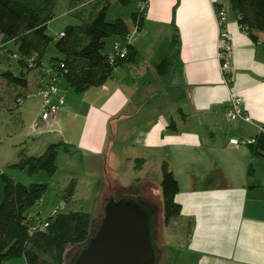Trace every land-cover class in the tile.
<instances>
[{"label": "crops", "instance_id": "crops-1", "mask_svg": "<svg viewBox=\"0 0 264 264\" xmlns=\"http://www.w3.org/2000/svg\"><path fill=\"white\" fill-rule=\"evenodd\" d=\"M176 1L147 0L142 26L132 40L139 61L120 66L127 75H120L118 67L102 86L84 92L87 127L79 148L92 150L86 156L89 163L102 162L105 173L118 159L127 174H134L109 182L120 197L133 186L156 184V179L143 177V171L167 165L179 188L174 200L181 212L175 221L188 231L182 251L193 264H264V156L249 147L234 148L229 141L255 137L264 126V33H256L252 40L227 0H178L173 17ZM219 6L226 11L225 29L232 46L227 56L230 84L223 81L218 58ZM172 21L180 37L179 61L173 71L178 77L173 91L178 92V102L146 106L135 97L150 85L149 80L141 81L149 67L143 66L147 75L140 77L129 72L141 67L146 55L149 60L154 57L159 75L157 66L165 55L160 50L153 54L156 46L146 41L151 36L158 43L171 42ZM49 78L41 70L34 82L27 77L26 89L34 85L39 92ZM231 95L242 97L252 123L226 117ZM68 141L63 143L71 144ZM116 194L109 192L103 202Z\"/></svg>", "mask_w": 264, "mask_h": 264}, {"label": "rangeland", "instance_id": "rangeland-1", "mask_svg": "<svg viewBox=\"0 0 264 264\" xmlns=\"http://www.w3.org/2000/svg\"><path fill=\"white\" fill-rule=\"evenodd\" d=\"M225 4L227 5V1H225ZM104 5H108L107 22L122 19L128 27L133 28L132 14L138 13L140 9L139 0H128L125 4L119 0H95L84 4H71L70 0H57L53 10V18L48 23L46 31L53 41L49 44L45 55L42 57V64L38 68L32 69L28 74L27 77L31 82H34L35 76L42 69L51 64L52 58L59 56L54 47L58 34L66 26L80 25L84 21H89L95 16L98 9ZM137 33L138 30L135 35ZM142 34L144 40L146 38L145 31ZM115 42L125 46L127 40H121L117 36L108 38L105 53L112 52ZM146 42L153 44L154 47L156 46L153 54L160 50V55L164 54L165 56L169 53L172 43V41L169 43H158L151 39V36ZM148 47L153 48V46L149 45ZM17 57H19L18 45L15 42L7 43L5 48L0 50V75L6 71H10L15 76L20 74L22 67L18 63ZM145 58L142 59L141 67H137V71L134 69L129 72L130 75L140 77L141 73L146 74L147 72L144 67H149L148 75L146 74L147 77L143 79L137 77L136 84L139 85V80L141 79V81L145 82L149 80L150 85L138 95L136 94L135 101L146 106L150 103H177L178 92H173L178 85L176 73L169 69L166 76L162 78L156 74L155 63L157 62L153 61L154 57L149 60L145 55ZM118 72L120 75H127L122 68ZM44 75L47 77L48 73L44 72ZM59 86L65 97V103L64 106L60 107L55 119V121L58 120V125L56 122L54 124L51 123L41 131H38L34 128V123L41 116L45 104L41 94L34 91V85L30 90H27L26 88L7 84L0 76V203L3 197L4 185L2 175L25 186L33 183H46L47 190L40 202L27 211V214L32 217L34 224L44 221L53 211H58L59 213L81 211L89 214L91 219L90 231L92 235H95L102 224L106 203L110 199L117 200L120 197L116 194L118 192L115 189L108 187L109 182L114 181V179H120L121 175L131 177L134 174H127L118 159L112 167L109 166L110 170L106 171V173L103 171L102 162L89 163L90 158L86 156L92 155L93 151L89 148H79L83 133L87 127V121L84 118L88 111L87 102L86 99H82L84 92L78 93L66 88L63 79H60L58 88ZM128 91L130 94V90ZM16 97L23 98L20 105L17 104ZM64 139H68L71 144L65 145L63 143ZM43 141H48V144H59L57 171L53 176H48L44 172L29 175L26 169L12 167V164L18 160V153L21 148L27 149L26 152L29 155H39L46 149V146L42 145ZM115 149L116 155L117 146ZM145 171H143L142 176L154 178L157 183L133 186L127 190L126 194L137 205L147 207L151 214V240L156 254V264H193V260L187 258L182 251V245L188 235L186 228L180 227V224L176 223L175 218H172L168 224L164 223L163 199L160 186L162 170L149 166ZM70 187H73V194L68 199L67 194ZM109 192L116 194L115 198L108 197L103 202V196L106 194L108 196ZM158 211H161V219H159V214L157 215ZM157 216L158 221H156ZM85 245L70 248L66 254L64 264H73ZM6 264H25V259L16 258Z\"/></svg>", "mask_w": 264, "mask_h": 264}, {"label": "trees", "instance_id": "trees-1", "mask_svg": "<svg viewBox=\"0 0 264 264\" xmlns=\"http://www.w3.org/2000/svg\"><path fill=\"white\" fill-rule=\"evenodd\" d=\"M90 1L92 0H70L71 4ZM119 1L125 4L128 0ZM227 1L241 29L252 40H256V33H264V0ZM56 2L57 0H0V47L2 49L7 43L15 42L18 45V63L22 67L18 76L10 71L0 75L7 84L27 88L28 74L42 64V57L53 41L46 31L53 18ZM177 4L178 0L173 7V17ZM107 10L108 5H104L89 21L66 26L64 35L55 41L54 47L59 56L52 58L51 65L57 77L65 81L66 88L81 93L91 87L102 86L114 76L116 68L124 63L136 64L139 61V54L130 43L127 45L126 56L110 63V53H105L107 39L117 36L124 40L129 29L122 19L107 22ZM143 13L132 14L133 26L138 25V30L142 26ZM172 26L174 34L170 51L157 66L162 78L169 69L176 72V62L179 61L180 37L173 21ZM31 57H34V68L28 67ZM230 83L231 76L228 79V84ZM58 147L59 144H49L41 155H29L26 149H21L18 160L12 167L26 169L29 175L44 172L53 176L57 170ZM249 149L255 155L264 156V138H259ZM161 170L164 223L168 224L181 212L180 205L174 200L179 188L173 173L165 163L162 164ZM2 179L4 185L0 203V264L16 258H24L26 264H64L70 248L87 244L92 237L90 216L81 211H57L44 220L48 222V227L43 231H30L36 224L27 211L40 202L47 190V184L33 183L25 186L5 175H2ZM72 194L73 187H70L67 198ZM121 198L130 196H122L117 200Z\"/></svg>", "mask_w": 264, "mask_h": 264}, {"label": "water", "instance_id": "water-1", "mask_svg": "<svg viewBox=\"0 0 264 264\" xmlns=\"http://www.w3.org/2000/svg\"><path fill=\"white\" fill-rule=\"evenodd\" d=\"M151 214L131 198L110 199L99 231L73 264H156Z\"/></svg>", "mask_w": 264, "mask_h": 264}, {"label": "built area", "instance_id": "built-area-1", "mask_svg": "<svg viewBox=\"0 0 264 264\" xmlns=\"http://www.w3.org/2000/svg\"><path fill=\"white\" fill-rule=\"evenodd\" d=\"M146 6H147V0H139V7H140L138 11L139 14L144 12ZM216 16H217V24L219 26L218 58L220 61V70L223 77V81L226 84H228V79L231 71V64L227 60V56L230 53L232 46L230 43L229 34L225 29L227 17H226V11L224 10L223 7H220L216 11ZM137 30H138V25L135 24L132 30L129 31V33L126 35V38L124 39L127 40L125 46H121V44L118 42L114 43L112 47V52L109 54L110 63H113L117 58L122 59L126 56L127 45H129L130 43L132 44V39L135 33L137 32ZM63 35L64 33L60 32L58 34V37H61ZM28 67L34 68V57H31L29 59ZM42 72H47L48 74H50V78L48 83L39 90V93L43 97L45 104L41 116L34 123V128L38 131H41L43 128L53 123V121L57 117L60 107H62L65 103V97L58 88V83L60 79L57 77V73L55 69L50 64L45 69H42ZM53 99H55L56 102H53ZM22 101L23 98L21 97L16 99L18 105L21 104ZM226 117L231 121L239 119L246 123H252L250 116L245 112V109L243 108V99L241 96L238 95H231L230 105L226 112ZM259 138H264V126L258 128V134L255 137L231 138L229 141L230 144L235 148H240L241 146L249 147L250 145L256 144ZM56 212L57 211H53L51 214H55ZM47 227H48V222L43 221L33 226L30 231H35V230L43 231Z\"/></svg>", "mask_w": 264, "mask_h": 264}]
</instances>
